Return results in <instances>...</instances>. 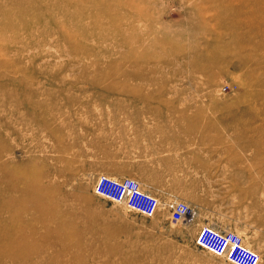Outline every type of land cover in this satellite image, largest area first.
Instances as JSON below:
<instances>
[{"label":"rangeland","instance_id":"rangeland-1","mask_svg":"<svg viewBox=\"0 0 264 264\" xmlns=\"http://www.w3.org/2000/svg\"><path fill=\"white\" fill-rule=\"evenodd\" d=\"M247 1L0 0V192L26 207L11 227L0 197V264H230L155 187L151 218L93 187L125 178L141 121L205 129L264 221V0ZM237 223L264 264V227Z\"/></svg>","mask_w":264,"mask_h":264},{"label":"crops","instance_id":"crops-1","mask_svg":"<svg viewBox=\"0 0 264 264\" xmlns=\"http://www.w3.org/2000/svg\"><path fill=\"white\" fill-rule=\"evenodd\" d=\"M136 133V153L130 164L124 159L125 178H136L142 187H155L167 200H186L197 212L196 226L233 231L239 220L253 217L255 224L264 227L261 208L242 193L245 180L221 172L238 165L207 162V130L173 129L161 122L141 121Z\"/></svg>","mask_w":264,"mask_h":264},{"label":"built area","instance_id":"built-area-1","mask_svg":"<svg viewBox=\"0 0 264 264\" xmlns=\"http://www.w3.org/2000/svg\"><path fill=\"white\" fill-rule=\"evenodd\" d=\"M93 193L147 218L154 217L160 207L158 198L144 191L137 181L129 178L115 179L99 175ZM164 206L175 223L188 221L195 215L194 208L181 201L172 200ZM195 244L214 256L223 257L230 264H260L259 255L245 247L243 239L233 231H220L204 225L198 231Z\"/></svg>","mask_w":264,"mask_h":264},{"label":"bare ground","instance_id":"bare-ground-1","mask_svg":"<svg viewBox=\"0 0 264 264\" xmlns=\"http://www.w3.org/2000/svg\"><path fill=\"white\" fill-rule=\"evenodd\" d=\"M253 4H254V1H251V0H249V1H247V5L250 7V6H253ZM247 23V22H246ZM136 181V180H135ZM8 186V185H7ZM141 186V185H140ZM6 188V187H5ZM5 188H3V190H5ZM142 189H144L145 187H141ZM9 189H10V187H9ZM145 190H146V188H145ZM147 191V190H146ZM2 189H1V192H0V197H2V198H5V197H7V196H4L3 197V195H2ZM6 193H8V192H6ZM9 193H10V191H9ZM12 193H13V191H12ZM12 193H11V195H12ZM3 194L5 195V193L3 192ZM6 195H9V194H6ZM11 195H9L8 197H10ZM14 195V194H13ZM12 195V196H13ZM24 195V194H23ZM17 197H18V195H17ZM19 198H21V197H19ZM18 199V198H17ZM16 198H13V199H11V200H7L6 198H5V200L6 201H8V203H6V204H8V210L9 211H11L10 212V214H8V217L7 218H11L12 217V219H11V222H12V226L11 227H14V228H18V227H21V224H22V220H21V215H22V212H23V210L24 209H26V207H25V203L24 202H22L21 200L19 201V200H17ZM27 199V198H26ZM3 200V199H2ZM35 201V205H33V204H31V205H33V208H35V210L36 211H40V210H42L43 209V206H41L40 204H42L41 202H40V204H39V202H37L36 200H34ZM169 201H172V199H169L167 202H169ZM0 202L2 203L3 201H1V199H0ZM4 204H5V202H4ZM2 205L1 204V206H7L6 204L5 205ZM3 208V207H2ZM4 208H6V207H4ZM32 207H30V209H33ZM0 210L2 211L3 209H1V207H0ZM25 211V210H24ZM4 214H5V212H6V210L4 209ZM12 213V214H11ZM2 214L3 213H0V216H2ZM6 214H7V212H6ZM55 214V213H54ZM10 215V216H9ZM12 215V216H11ZM55 215H57V214H55ZM6 218V219H7ZM0 219H1V217H0ZM3 219V218H2ZM6 219H4V221L6 220ZM0 221H3V220H0ZM4 221L3 222H1V224L3 223V224H6V223H4ZM6 222H7V220H6ZM1 224H0V226H1ZM9 224H11L10 222H8V225ZM23 225V224H22ZM3 226V225H2ZM3 227H7V224H6V226H3ZM9 227H10V225H9ZM8 228V227H7ZM10 229V228H9ZM209 252V251H208ZM210 253V252H209ZM212 254V253H211ZM213 255V254H212Z\"/></svg>","mask_w":264,"mask_h":264}]
</instances>
